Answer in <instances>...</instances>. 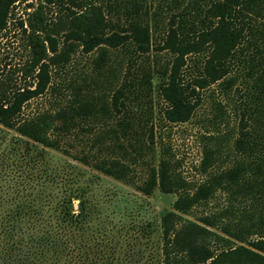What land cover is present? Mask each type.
<instances>
[{
  "label": "rangeland",
  "instance_id": "rangeland-1",
  "mask_svg": "<svg viewBox=\"0 0 264 264\" xmlns=\"http://www.w3.org/2000/svg\"><path fill=\"white\" fill-rule=\"evenodd\" d=\"M39 2L45 6L49 26L87 5L102 8L110 26L107 35L113 31L122 35L131 20H138L149 29V51L139 53L127 41L107 48L104 60L95 64L99 49L85 54L75 47L67 64L49 65L44 93L23 104L17 120L66 109L77 93L100 98L112 109L115 92L125 85L123 106L81 120L60 137L66 152L45 148L0 124V264H164L161 217L172 209L177 195L158 189L150 196L139 192L149 169L166 160L175 175L196 188L239 159L234 142L248 94L240 79L231 91L224 92L218 84L199 91L198 105L187 122L163 119L166 104L159 94L160 73L175 58L164 49L170 29L177 31L182 21L196 22L210 0H20L0 30V103L33 90L38 81L24 19ZM55 38L62 48L63 35ZM202 60L201 55L186 58L181 70L184 84L190 85L199 75ZM124 121L131 124L125 133L120 127ZM206 150L213 153L212 165L202 173ZM84 154L121 158L131 166V183L75 159ZM53 196L55 202L72 198L75 215L79 201L73 198L81 199L84 213L73 223L58 224ZM250 204L218 190L182 218L201 225L200 219L208 217L217 225L233 226L246 221L247 213L261 212L250 210ZM243 207L248 210H236ZM208 229L223 235L218 228ZM238 245L244 244L235 241Z\"/></svg>",
  "mask_w": 264,
  "mask_h": 264
},
{
  "label": "trees",
  "instance_id": "trees-1",
  "mask_svg": "<svg viewBox=\"0 0 264 264\" xmlns=\"http://www.w3.org/2000/svg\"><path fill=\"white\" fill-rule=\"evenodd\" d=\"M19 1L0 0V30ZM24 24L31 64L37 69L38 81L33 90L18 93L5 104L0 103V124L45 148L66 152L60 146V137L72 131L81 120L96 119L100 114L108 115L118 110L125 85L115 92L112 109L100 98L77 93L73 105L66 109L17 120L23 104L44 93L50 80L49 65L67 64L75 47H81L85 54L99 49L98 56L93 59L95 64L104 60L107 48H117L127 41L133 43L137 52L147 53L149 29L138 20H131L127 28L121 30L124 34L113 31L107 35L110 26L106 15L100 6L94 5L71 12L59 23L49 26L42 2L26 13ZM177 27V31L170 29L164 48L175 58L170 67L160 73L163 81L159 84V94L166 104L163 111L166 122H187L198 105L199 91L214 84L227 92L240 79L248 94L238 124V138L234 142L239 159L233 166L208 176L202 184L191 188L171 171L169 162L162 159L156 168L149 169L145 182L138 187L145 196H150L155 189L163 194L177 195L172 209L161 217L163 263L264 264V0H210L196 22L182 21ZM59 34L63 35L62 48H58L55 38ZM189 55L203 56L199 75L190 85L182 82L181 73ZM234 71L238 72L232 76ZM145 82L150 85V78ZM129 125L128 121L122 122V132L125 133ZM113 134L116 137V133ZM212 158V151L206 150L200 166L202 173L212 165ZM75 159L106 176L131 183V166L121 158L104 159L84 154ZM56 178L53 174V179ZM218 190L228 192L233 199L252 203L250 210L261 212L247 213L246 221L238 220L233 226L217 225L215 219L208 217L200 219L201 225L182 218L195 206L207 202ZM55 199L53 196L54 218L58 224L73 223L84 213V205L77 197L73 198L79 201L76 215L72 198L57 202ZM208 227L220 229L223 235ZM251 237L255 239L250 240ZM235 241L244 245L234 246Z\"/></svg>",
  "mask_w": 264,
  "mask_h": 264
}]
</instances>
